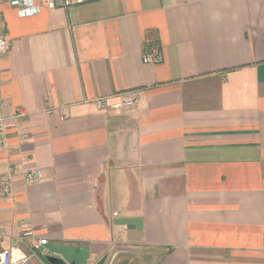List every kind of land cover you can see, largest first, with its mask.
Wrapping results in <instances>:
<instances>
[{
    "label": "crops",
    "instance_id": "1",
    "mask_svg": "<svg viewBox=\"0 0 264 264\" xmlns=\"http://www.w3.org/2000/svg\"><path fill=\"white\" fill-rule=\"evenodd\" d=\"M38 0H34L37 2ZM0 251L53 264H264V0H0ZM151 45L162 60L144 62ZM136 97L131 110L113 107ZM104 98L105 106L98 104ZM40 173L27 184L23 172Z\"/></svg>",
    "mask_w": 264,
    "mask_h": 264
},
{
    "label": "built area",
    "instance_id": "2",
    "mask_svg": "<svg viewBox=\"0 0 264 264\" xmlns=\"http://www.w3.org/2000/svg\"><path fill=\"white\" fill-rule=\"evenodd\" d=\"M86 0H10V3L18 9L20 15H31L39 12L42 7L49 9L67 8L69 6L80 4ZM1 21V15H0ZM10 48L9 39L0 31V154L5 151L7 145V124L6 117L3 113V92H2V55ZM144 62L157 63L162 60V51L158 45H151L143 56ZM101 106L106 105L104 98L98 100ZM137 105L136 97H125L113 107L131 111ZM21 180L27 184L37 182L40 179V173L35 170L23 172ZM16 176L11 172L0 173V199L11 198L15 192ZM4 235L3 226L0 224V236ZM30 239V245L26 250L21 245H13L0 251V264H27L28 261L37 257L41 252H47L48 239L37 236L32 229H25L20 235L19 240L25 242Z\"/></svg>",
    "mask_w": 264,
    "mask_h": 264
},
{
    "label": "water",
    "instance_id": "3",
    "mask_svg": "<svg viewBox=\"0 0 264 264\" xmlns=\"http://www.w3.org/2000/svg\"><path fill=\"white\" fill-rule=\"evenodd\" d=\"M52 251L61 255V257L49 256V260L53 264H87L88 253L85 248H80L76 252V248L66 245H55ZM105 258H102L97 264H104Z\"/></svg>",
    "mask_w": 264,
    "mask_h": 264
}]
</instances>
